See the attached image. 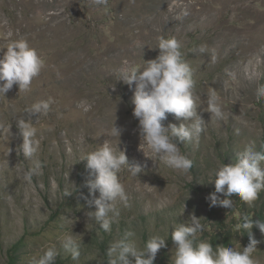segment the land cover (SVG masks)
Returning a JSON list of instances; mask_svg holds the SVG:
<instances>
[{
	"label": "rangeland",
	"instance_id": "obj_1",
	"mask_svg": "<svg viewBox=\"0 0 264 264\" xmlns=\"http://www.w3.org/2000/svg\"><path fill=\"white\" fill-rule=\"evenodd\" d=\"M161 36L181 43L205 121L198 143L180 144L193 162L188 173L144 156L132 115L134 85L115 80L120 67L155 59ZM18 39L27 40L45 66L29 92L14 85L0 96V264H9V250L19 241L15 264H33L51 246L58 252L55 264H108V248L129 231L140 249L153 236L165 238L154 264H172L171 231L190 223L191 215L205 226L198 241L228 231L234 249L247 246L235 226L264 204V191L253 207L235 196L230 209L210 206L207 197L215 191L209 180L218 166L234 163L249 143L264 150V98L256 96L264 85V0H108L106 10L92 0H0V53ZM212 91L223 118L207 110ZM49 97L55 103L47 114L29 111ZM22 119L39 143L32 158L21 151ZM113 121L122 130L118 148L144 170L139 176L118 173L127 206L117 202L120 214L105 232L88 216L95 210L87 187L93 177L81 159L104 143L115 148ZM182 122L168 114L163 124ZM35 160L42 170L27 182L23 174ZM68 235L79 244L76 261L61 246ZM252 236L259 244L253 258L264 264V233Z\"/></svg>",
	"mask_w": 264,
	"mask_h": 264
},
{
	"label": "clouds",
	"instance_id": "obj_2",
	"mask_svg": "<svg viewBox=\"0 0 264 264\" xmlns=\"http://www.w3.org/2000/svg\"><path fill=\"white\" fill-rule=\"evenodd\" d=\"M96 6L107 9L108 0H92ZM185 15L187 13L185 12ZM11 36V33H9ZM158 55L155 59L143 60V64L125 65L117 69L115 80L133 88L132 115L138 120L140 138L139 149L151 160L158 159L169 168L188 173L192 161L181 152L180 144L198 143L204 131L205 121L198 113L194 98L195 80L193 70L181 52V43L175 38H158ZM143 47L141 48V51ZM204 51L203 48L200 49ZM45 66L44 58L25 39L11 40L6 50L0 53V96H6L14 85L20 92H29L34 78L38 77ZM257 100L264 98V85L256 90ZM219 97L212 91L207 98V110L217 118H223V110L218 102ZM55 100L49 97L34 103L29 111L33 114H47ZM90 107V105H88ZM87 110V108H85ZM172 114L174 119L182 120L179 126L163 121ZM115 121V120H114ZM113 121L110 135L118 141L115 148L109 143L84 156L87 168L93 179L87 182L89 205L94 211L88 216L105 232L111 230V224L119 216L117 202L127 206L128 196L118 173L127 169L132 176L143 173L140 163H129L124 150L118 148L122 130ZM22 137L21 151L25 158H32L39 147L33 141L35 129L25 120L18 123ZM145 150L148 155H145ZM39 160L33 161V167L23 174V179L31 182L32 177L42 170ZM209 182L214 184L215 191L207 197L210 206L230 209L234 206L233 197H238L248 207H253L259 194L264 191V150H257L254 143H249L243 151L237 153L235 162L221 164L214 171ZM98 193V195H96ZM217 194H222L223 199ZM71 195V193H66ZM254 224L264 233V223L254 221L243 215L235 226L236 232L249 234L247 246L241 250L233 247L212 244L198 237L205 230L200 218L190 216V223H178L171 231V240L175 252L172 264H257L253 253L257 251V241L251 236ZM135 233L129 231L123 238L110 245L107 251L108 264H154L157 253L165 248L166 239L156 235L149 238L142 249L137 247ZM63 250L76 261L80 257L78 242L72 235L64 237ZM58 255L55 246L44 250L33 260V264H55Z\"/></svg>",
	"mask_w": 264,
	"mask_h": 264
},
{
	"label": "trees",
	"instance_id": "obj_3",
	"mask_svg": "<svg viewBox=\"0 0 264 264\" xmlns=\"http://www.w3.org/2000/svg\"><path fill=\"white\" fill-rule=\"evenodd\" d=\"M252 214L249 217H252L254 221H259L261 223H264V204L255 206L251 210ZM259 228L254 224L253 228L251 229V236L254 233L259 232ZM240 237L243 239L244 243L247 245L249 242V234L241 230L239 232ZM253 239H255L252 236ZM232 235L228 231H223L217 233L215 236L211 237L209 239V242L212 244L213 248H215L217 245H222V246H228L232 247L231 243ZM256 247H259V244L257 243ZM21 249V241L17 242L15 245L11 247L9 250V264H15V261L17 259V255L19 253V250Z\"/></svg>",
	"mask_w": 264,
	"mask_h": 264
}]
</instances>
